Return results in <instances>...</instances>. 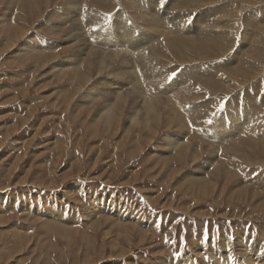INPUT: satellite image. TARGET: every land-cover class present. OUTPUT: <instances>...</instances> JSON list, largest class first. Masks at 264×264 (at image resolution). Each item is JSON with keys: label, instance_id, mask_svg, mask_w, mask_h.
I'll return each mask as SVG.
<instances>
[{"label": "rangeland", "instance_id": "obj_1", "mask_svg": "<svg viewBox=\"0 0 264 264\" xmlns=\"http://www.w3.org/2000/svg\"><path fill=\"white\" fill-rule=\"evenodd\" d=\"M0 264H264V0H0Z\"/></svg>", "mask_w": 264, "mask_h": 264}, {"label": "bare ground", "instance_id": "obj_2", "mask_svg": "<svg viewBox=\"0 0 264 264\" xmlns=\"http://www.w3.org/2000/svg\"><path fill=\"white\" fill-rule=\"evenodd\" d=\"M74 4V3H73ZM78 4V3H77ZM76 5V4H75ZM66 9V8H65ZM80 9H78L79 11ZM78 11L76 12L77 13V17L80 16V14L78 13ZM73 11L72 9H68V10H64L63 11V18L64 19H61L62 24H70L69 26H71V30H75V28H73V26L76 25V18L72 19L69 15L70 13L73 14ZM157 14V13H156ZM75 15V13L73 14ZM125 19V18H124ZM124 21V20H123ZM161 21V20H160ZM82 25V24H81ZM77 26V25H76ZM110 26V25H109ZM113 26V24H112ZM133 28V27H132ZM130 28L125 22H115L114 23V26L112 27V29L110 28H102L100 31H96L95 32V36H96V39L99 41H101L104 45H109L110 43H117L119 47L121 48H124V47H127V51L128 53L130 54H134L135 51H139V50H142L141 48L146 44V43H149L151 41V36L156 37L157 35H160L161 36V33H162V30H159L157 33L158 34H155V35H151L150 38H144L143 36L141 37L140 35H137L135 34V30ZM163 29V28H162ZM144 35V34H143ZM77 37V36H76ZM158 38V37H157ZM74 39V38H73ZM159 39V38H158ZM162 40V39H161ZM99 41V42H100ZM111 46V45H110ZM95 54H97L96 56H98L99 58V62H102V54H98L97 52H95ZM93 55V54H92ZM134 56V55H133ZM136 56V55H135ZM145 55L143 54H140V56L138 57V59L140 58L141 60V67L138 66V63H137V66L136 65H131L132 67L131 68H128L129 65L127 66H124L123 64L127 61L125 60H121L119 62H117V66L118 68L116 69V72L118 74H123L125 73V70L127 73H129V80L128 81L127 79H123L122 81H116L115 84L118 85V87L120 88V90L124 91L127 93L128 97L130 99H136V98H139L141 97V94L143 95V92L140 91L135 87V85L133 86V83L132 81L135 79L136 82L138 81H144L145 77L148 76V77H153V75L151 74H148V72H150V67H148L147 65H149V62L144 58ZM114 59V57L112 56V60ZM122 59V58H120ZM137 59V60H138ZM109 60V59H108ZM115 61V60H113ZM125 61V62H124ZM132 61H134L132 59ZM128 64V63H127ZM77 67V66H76ZM131 74H133L134 76H132ZM125 80V81H124ZM146 80V79H145ZM128 81V82H127ZM102 85H106L104 82H102ZM144 85V84H143ZM148 86V85H147ZM117 87V88H118ZM124 87V89H123ZM140 87V86H139ZM144 87V86H143ZM142 87V88H143ZM151 88V87H150ZM143 90V89H142ZM148 91V93L150 95H153L155 94L154 91H149L148 88H145L144 87V91ZM172 89H170L169 91H171ZM146 93V92H145ZM157 93V92H156ZM148 94V95H149ZM157 95V94H156ZM144 96V95H143ZM152 97V96H151ZM153 98V97H152ZM144 99V98H143ZM146 99V98H145ZM133 102H135V100H133ZM145 102V101H144ZM135 104V103H134ZM149 104V103H148ZM106 109L109 108V104L107 103L106 104ZM155 105V104H154ZM144 109V108H143ZM151 110V109H150ZM153 110V108H152ZM155 110V109H154ZM238 127V126H237ZM242 128H237L236 131L234 130H230L231 132H221V134L219 135V137H221V135H228L227 137H231L234 133L237 134V132H239ZM233 131V132H232ZM223 137V136H222ZM225 137V138H227Z\"/></svg>", "mask_w": 264, "mask_h": 264}, {"label": "snow or ice", "instance_id": "obj_3", "mask_svg": "<svg viewBox=\"0 0 264 264\" xmlns=\"http://www.w3.org/2000/svg\"><path fill=\"white\" fill-rule=\"evenodd\" d=\"M177 74L173 73L172 76L169 78L170 80L174 79Z\"/></svg>", "mask_w": 264, "mask_h": 264}]
</instances>
